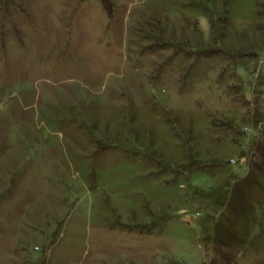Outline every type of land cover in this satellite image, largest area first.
I'll return each instance as SVG.
<instances>
[{
    "label": "rangeland",
    "instance_id": "obj_1",
    "mask_svg": "<svg viewBox=\"0 0 264 264\" xmlns=\"http://www.w3.org/2000/svg\"><path fill=\"white\" fill-rule=\"evenodd\" d=\"M0 264H264V0H0Z\"/></svg>",
    "mask_w": 264,
    "mask_h": 264
}]
</instances>
